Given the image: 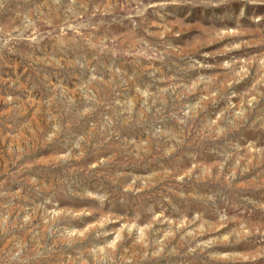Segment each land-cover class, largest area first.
<instances>
[{
    "label": "rangeland",
    "instance_id": "obj_1",
    "mask_svg": "<svg viewBox=\"0 0 264 264\" xmlns=\"http://www.w3.org/2000/svg\"><path fill=\"white\" fill-rule=\"evenodd\" d=\"M0 264H264V0H0Z\"/></svg>",
    "mask_w": 264,
    "mask_h": 264
}]
</instances>
